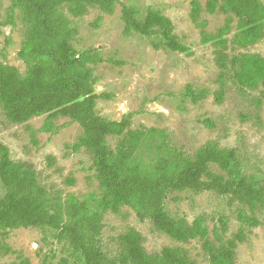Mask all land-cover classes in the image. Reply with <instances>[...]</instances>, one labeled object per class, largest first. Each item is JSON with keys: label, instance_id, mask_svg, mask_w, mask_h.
Wrapping results in <instances>:
<instances>
[{"label": "trees", "instance_id": "1", "mask_svg": "<svg viewBox=\"0 0 264 264\" xmlns=\"http://www.w3.org/2000/svg\"><path fill=\"white\" fill-rule=\"evenodd\" d=\"M118 0H13L6 22L0 28L14 25L16 11L22 14L28 26V37L18 52L26 65V72L0 61V105L14 124H26L35 117L48 115L44 129H53L60 116L80 123L84 133L73 146L78 152L85 147L94 156L96 179L100 194L91 193L80 199L73 194L66 198L53 195L39 181L32 165L15 162L9 149L0 145V179L5 194L0 198V234L19 228H39L54 240L67 239L77 249L74 264H119L108 259L100 248L103 220L108 212L120 213L131 207L141 220L150 219L154 226L177 241L201 239L209 255L208 264H235V248L244 239L243 229L229 240L216 245L209 239L205 217L191 224L184 218H174L166 210V196L171 190L204 189L221 196H231L252 211L264 207V184L246 176L243 164L235 150L218 149L213 143L205 145L194 159L170 148L164 130L127 131L129 120L111 121L97 112L100 99L108 95L96 92L97 77L92 65L103 62L93 50L81 53L73 41L78 30L69 16L60 12L63 5L75 18L87 14L88 6L95 5L105 13L115 11ZM238 18L232 43L246 48L264 36V3L261 0H208L206 9L214 13L218 7ZM192 18L198 21L199 1L192 2ZM124 35L143 36L160 34L167 49L189 54V48L174 33L172 21L159 9L149 8L145 17L136 6L122 5ZM230 20L216 34L202 33V44L215 49L216 62L223 71L221 89L216 101L225 96L224 70L231 67L238 83L256 89L264 86V57L259 54H241L230 58L228 48ZM157 47L156 44H154ZM207 89L188 87L185 95L193 102L208 97ZM123 137L115 150L110 149L107 137ZM126 135V136H125ZM50 164L56 159L49 156ZM212 166L220 168L216 173ZM73 184V179H68ZM242 222L257 225V220L241 213ZM124 252L120 264H190L180 248L165 247L151 255L142 244L135 229L119 237ZM8 252H12L7 248ZM18 264H31L21 258Z\"/></svg>", "mask_w": 264, "mask_h": 264}, {"label": "rangeland", "instance_id": "2", "mask_svg": "<svg viewBox=\"0 0 264 264\" xmlns=\"http://www.w3.org/2000/svg\"><path fill=\"white\" fill-rule=\"evenodd\" d=\"M195 0H118L113 13H105L95 5L75 18L69 6L60 12L71 19L78 33L73 41L78 52L93 50L103 62L92 65L97 77L96 92L106 94L97 105L99 115L111 121L129 120L127 131L164 130L167 144L194 159L205 145L213 143L218 149L235 150L246 176L264 184V86L256 89L241 86L234 77L231 64L224 70L225 96L221 104L216 92L221 89L215 49L202 44V33L216 34L228 20L231 32L228 55L259 54L264 57V36L246 48L232 41L237 31L238 18L219 6L214 13L206 9L208 0L199 1L198 21L192 18ZM223 0H220V5ZM264 3V0H261ZM13 0H0V23L6 22ZM136 6L144 18L149 8L159 9L174 26V33L189 48L190 53L167 49L160 34L143 36L124 35L122 5ZM28 37V26L16 11L15 23L0 28V61L26 72V65L18 52ZM157 47H155V45ZM188 87L207 89L208 97L193 102L185 93ZM48 115L35 117L26 124L12 123L0 105V145L6 146L15 162L32 165L39 181L53 195L66 198L73 194L80 199L91 193L100 194L96 179L93 153L73 146L84 133L83 126L70 117L60 116L53 129L44 126ZM126 136V135H125ZM123 137L110 135L107 143L115 150ZM49 156L56 161L50 164ZM216 173L220 168L212 166ZM73 179V184L68 182ZM5 187L0 179V198ZM167 212L174 218L193 223L205 217L209 239L227 244L241 229L244 239L235 248V264H264V207L252 211L231 196H221L204 189L171 190L165 200ZM241 213L257 220V225L242 222ZM130 229L138 231L148 254L160 253L165 247L182 249L190 264H208L209 255L201 239L177 241L157 229L150 219L141 220L129 206L120 213L108 212L103 220L100 248L108 259L120 264L124 247L119 237ZM10 248L12 252H8ZM77 249L67 239L54 240L39 228H19L0 234V264H18L27 258L31 264H74Z\"/></svg>", "mask_w": 264, "mask_h": 264}]
</instances>
